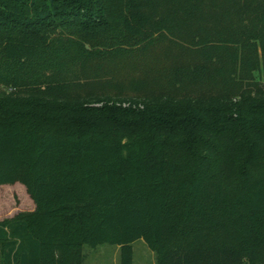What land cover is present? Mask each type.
<instances>
[{
  "label": "trees",
  "instance_id": "trees-1",
  "mask_svg": "<svg viewBox=\"0 0 264 264\" xmlns=\"http://www.w3.org/2000/svg\"><path fill=\"white\" fill-rule=\"evenodd\" d=\"M152 1L0 0V185L35 203L0 220V264H85L103 244L134 264L139 239L156 264H264L258 64L204 50L169 78L203 91L128 95L109 64L153 43Z\"/></svg>",
  "mask_w": 264,
  "mask_h": 264
},
{
  "label": "rangeland",
  "instance_id": "rangeland-1",
  "mask_svg": "<svg viewBox=\"0 0 264 264\" xmlns=\"http://www.w3.org/2000/svg\"><path fill=\"white\" fill-rule=\"evenodd\" d=\"M145 10L153 20V43L146 50H137L129 59L109 64L113 69L110 74L127 83L128 95L142 99L159 98L164 92L203 91L201 85L191 83L178 91L169 78L178 64L201 62L204 50L217 52L226 69L238 66L249 70L257 62L259 68L248 71L254 80H248L264 87V0H154L145 4ZM215 76L212 71L205 80L210 82ZM205 84L218 90L211 83ZM32 211L34 201L25 185H0V220ZM132 246L134 264H156L154 251L143 239ZM86 252L85 264H121L119 246L86 247Z\"/></svg>",
  "mask_w": 264,
  "mask_h": 264
},
{
  "label": "crops",
  "instance_id": "crops-1",
  "mask_svg": "<svg viewBox=\"0 0 264 264\" xmlns=\"http://www.w3.org/2000/svg\"><path fill=\"white\" fill-rule=\"evenodd\" d=\"M34 209H35V203H34Z\"/></svg>",
  "mask_w": 264,
  "mask_h": 264
}]
</instances>
